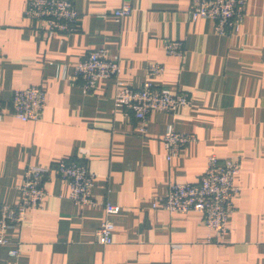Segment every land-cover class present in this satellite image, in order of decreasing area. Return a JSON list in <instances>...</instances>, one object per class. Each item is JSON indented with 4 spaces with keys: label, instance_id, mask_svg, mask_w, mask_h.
<instances>
[{
    "label": "crops",
    "instance_id": "obj_1",
    "mask_svg": "<svg viewBox=\"0 0 264 264\" xmlns=\"http://www.w3.org/2000/svg\"><path fill=\"white\" fill-rule=\"evenodd\" d=\"M27 1L0 0L1 99L37 85L46 104L37 121L0 119V204L19 201L27 165L54 167L60 159L87 162L94 203L74 204L52 171L41 208L7 229L0 264H264V0H247L240 29L227 35L209 19H191L189 0H72L77 29L49 38L41 22L24 17ZM123 4L132 11L116 18ZM166 39L183 41V59L165 53ZM97 48L119 62L116 80L124 85L149 81L192 104L151 111L141 130L131 111L114 104L115 79L87 91L73 77V66ZM153 62L162 74L147 73ZM169 126L194 136L170 160L162 142ZM210 154L240 162L222 236L196 211L152 207L171 183L198 182ZM104 200L120 206L106 245L96 242Z\"/></svg>",
    "mask_w": 264,
    "mask_h": 264
},
{
    "label": "built area",
    "instance_id": "obj_2",
    "mask_svg": "<svg viewBox=\"0 0 264 264\" xmlns=\"http://www.w3.org/2000/svg\"><path fill=\"white\" fill-rule=\"evenodd\" d=\"M247 0H189L188 14L191 19H209L219 35L234 34L240 29L246 14ZM132 8L123 4L113 11V16L122 18L129 15ZM24 17L31 22H41L42 35L68 34L77 29L79 14L72 0H28L23 11ZM164 51L183 59L185 50L181 39H166ZM165 68L160 63H149L147 73L160 75ZM120 65L109 58L105 48L91 50L73 66V77L81 80L82 87L94 89L102 78L117 79ZM113 102L132 112L135 119L142 123L153 111L173 112L181 106H189L192 100L182 92L169 93L145 81L139 87H130L116 80ZM0 119L13 116L22 121H37L41 118L46 104L45 91L37 85L15 87L10 91L8 101L1 99ZM194 140L191 134L181 133L171 126L167 127L162 142L166 158L172 159L182 148ZM239 160H220L215 154L206 159L205 168L198 182L171 183L167 192L155 197L153 208L186 213L196 211L201 214L204 224L222 236L227 231V223L233 211V198L238 193L235 178L239 173ZM54 171L69 185V199L82 206L94 203L91 195L95 174L82 159H60L54 167L27 165L17 190L20 199L16 203L0 204V244H8L7 229L19 226L25 219L27 209H39L46 195L44 182ZM103 205L104 218L96 230V242L102 245L111 243L113 221L110 216L120 210V206L107 200ZM18 249L9 250L11 256L18 255Z\"/></svg>",
    "mask_w": 264,
    "mask_h": 264
}]
</instances>
